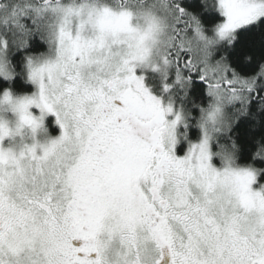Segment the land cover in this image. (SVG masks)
Segmentation results:
<instances>
[{
    "label": "snow or ice",
    "instance_id": "1",
    "mask_svg": "<svg viewBox=\"0 0 264 264\" xmlns=\"http://www.w3.org/2000/svg\"><path fill=\"white\" fill-rule=\"evenodd\" d=\"M217 5L226 17L221 38L264 16V0ZM125 7L163 15L160 54L175 70L174 83L186 88L198 73L209 97L222 89L231 105L240 103L237 112L247 111L250 95L264 85V64L245 77L223 57L212 61L197 44L200 22L173 0ZM117 15L131 11L72 0H0V77L16 74L9 54L27 48L33 34L48 45L25 57L38 91L13 110L33 132L46 114L61 129L41 145L0 146V264H165V256L166 264H264V186L251 189L255 170L213 167L206 137L178 158L176 141L165 147L159 138L171 105L162 108L150 94L123 42L106 39L103 29L86 32L75 20ZM258 98L264 107V92ZM7 101L4 92L0 103ZM178 122L177 114L173 126Z\"/></svg>",
    "mask_w": 264,
    "mask_h": 264
},
{
    "label": "trees",
    "instance_id": "2",
    "mask_svg": "<svg viewBox=\"0 0 264 264\" xmlns=\"http://www.w3.org/2000/svg\"><path fill=\"white\" fill-rule=\"evenodd\" d=\"M179 6L196 17L204 34H209L214 26L223 22L213 0H183ZM216 49L214 61L223 57L228 67L241 76L252 75L261 64H264V18L235 30L230 39L220 43ZM47 50L48 45L45 40L41 39L39 34H33L28 41L27 48L11 51L8 58L16 74L10 80L0 77V92L11 89L14 94L30 95L33 87L29 84L24 70L25 57L35 56ZM195 77L198 78V73ZM147 78L149 83L155 84V89H160L162 84L163 86L169 85L168 88H171V91L166 99L179 105L183 113L190 114L186 115L187 126L178 132L183 139L177 148V153L183 155L185 147L196 143L199 139V128L196 126V121L200 114V107L208 103L206 84L188 83L186 88H181L174 83L175 70L172 68L168 69L167 78L164 80L159 74H149ZM260 92H264V85L258 88L257 93L250 95L247 111L244 114L236 111L240 108L239 102L227 106L226 111L235 116V122L227 135L219 133L216 140L210 142V151L213 153L218 150L219 144L234 142L238 146L235 166L255 170L258 174V184L264 183V159L253 157L258 146L264 145V107L260 106L261 101L258 98ZM253 96L256 98H252ZM49 122L51 119L47 121ZM54 135L56 134L49 133V136ZM212 164L219 167L221 160L212 156Z\"/></svg>",
    "mask_w": 264,
    "mask_h": 264
},
{
    "label": "clouds",
    "instance_id": "3",
    "mask_svg": "<svg viewBox=\"0 0 264 264\" xmlns=\"http://www.w3.org/2000/svg\"><path fill=\"white\" fill-rule=\"evenodd\" d=\"M72 2L90 3L93 6L99 4L100 7H109L113 12L117 13L120 11H131V15L123 19L117 15L102 18L95 16L88 18L85 16L83 20L80 17H75V20L78 26L81 24L85 25L84 30L86 32H100L103 29V35L106 39L117 38L123 42L125 44L124 51L126 58L132 63L135 69H149L158 72L162 80L167 78L168 66L163 62L160 54L162 37L166 28L162 14L157 15L156 12H150L148 9L137 8L136 10H131L125 7L128 4L137 3V0H110V3L106 2V0L104 2L102 0H72ZM154 2H159V0H154ZM166 2L171 4L172 0H166ZM138 3L143 4L144 0H138ZM219 25L213 27V36H207L203 32V38H197V44L201 49H210L219 41L231 36L232 33H229L221 38L218 35ZM197 44H194L193 48ZM4 92L9 93L10 101L0 103V134L4 135V139H9V147L14 151L19 150L26 140H30L37 145L45 143L48 139L43 141L37 139L38 133L46 132L43 126L37 127L35 132H33L27 123L21 125V114L13 110L17 102L22 101L26 96L30 97L32 95L14 94L11 89H5L3 92H0V101L3 100ZM210 97L211 99L207 105L200 107V114L196 121V126L202 133L201 140L205 137L207 138L209 157L216 156L221 160L222 168L220 170H250L249 167L235 166L238 146L234 142L219 144L216 152L213 153L210 151V142H214L219 133L227 135L232 124L235 122V116L226 111V107L231 104L228 102V96L224 91L222 89L219 91L213 90ZM168 106H162L161 103V107L164 109H167ZM31 107L28 108V112L32 116L39 117L40 115L36 116L30 111ZM177 114L180 116V123L184 122L186 115H190L177 111L173 119L168 120L166 117L173 115V113L165 111L163 116L164 122L159 128V138L165 147L170 146L173 139L177 142L175 132L177 124L173 126L172 123ZM17 138H19L18 142ZM253 157L264 159V145L258 146L257 151L253 153ZM97 239H102V233L98 235ZM101 258L104 260L109 259L110 253L106 249L102 250Z\"/></svg>",
    "mask_w": 264,
    "mask_h": 264
},
{
    "label": "rangeland",
    "instance_id": "4",
    "mask_svg": "<svg viewBox=\"0 0 264 264\" xmlns=\"http://www.w3.org/2000/svg\"><path fill=\"white\" fill-rule=\"evenodd\" d=\"M173 1L178 3V2H181V1H183V0H173ZM213 1L215 2L216 10L218 11L219 15H220V16L222 17V19H223V22L221 23V24H223V23L226 21V17L222 14V10L219 9V7H218V5H217V0H213ZM261 18H264V16H261V17L257 18V20H259V19H261ZM257 20H255V21H253V22H251V23H249V24H247V25H243V26H241V27H239V28H237V29H240V28L246 27V26H248V25H250V24L256 22ZM237 29H235V30H237ZM235 30H234V31H235ZM234 31H233V32H234ZM233 32H232V33H233ZM205 35L211 37V36L214 35V33H213V31L211 30V31L209 32V34H205ZM229 39H230V36L227 37V38H225V39H223V40H221V41H219L217 44L213 45V46L209 49V51L211 52V57H210V59H211L212 61H214L213 58H214L215 53L217 52L216 47L219 46L220 43H223V42H225V41H227V40H229ZM134 71H135V74H136L137 76H142L143 78L147 77V75H149V74H159L158 72H154V71H151V70H149V69H142V68H136V69H134ZM152 76H155V75H152ZM159 76H160V74H159ZM26 77H27V75H26ZM27 80H28V78H27ZM28 82H29V84L33 87V92L30 94V95H32L33 93L37 92L38 89H37L36 85H34L32 82H30L29 80H28ZM210 99H211V97L208 96V101H209ZM164 103H169V104H170V103H172V102H170L168 99H166V100H164ZM162 106H163V105H162ZM171 106H172V104H171ZM172 109H175V108L172 107ZM30 111H31L34 115H36V116H39V115H40L39 110H38L35 106H32V107L30 108ZM172 113H173V112H172ZM174 115H175V114H174ZM169 116H171V115H169ZM49 118H51L52 121L49 122V123H47V119H49ZM43 128L46 130V132H44V133H38V134H37V139H38V140H41V141L46 140V139H52V138H55V137L59 136V135H60V132H61V129H60L59 125L56 123V117H55L54 115H52V114H46V115L44 116V118H43ZM54 132H56V133H55V134H56L55 136H53V137L49 136V133H54ZM175 132H176V130H175ZM201 136H202V133H201V130L199 129V139H198V141H197L196 143H193V144H197V143H199L200 140H201ZM18 140H19V138H17V142H18ZM27 142L30 143L31 141H30V140H27ZM191 144H192V143H191ZM191 144H190V145H191ZM190 145H188V146L185 147V148H186V150H185L186 153H187V151H188ZM0 146H3V147H9V146H10V141H9V139H4L2 142H0ZM186 153H185V154H186ZM174 154H175V149H174ZM175 155H176V154H175ZM209 162H210V164H211L213 167L217 168L218 170L222 168V163H221V165H220L219 167H216V166H214V165L212 164V157L210 158V161H209ZM257 179H258V174L255 172V182L252 183L251 186H250L251 189H252L253 191H260V190H261V185H264V183H262V184H258L259 182L257 181Z\"/></svg>",
    "mask_w": 264,
    "mask_h": 264
},
{
    "label": "flooded vegetation",
    "instance_id": "5",
    "mask_svg": "<svg viewBox=\"0 0 264 264\" xmlns=\"http://www.w3.org/2000/svg\"><path fill=\"white\" fill-rule=\"evenodd\" d=\"M174 2V1H173ZM174 3H176V4H178L179 5V3L180 2H174ZM201 80H199L197 77H195V74H191V79H190V82L189 83H199V84H204V82L202 81V82H200ZM143 83H144V86L149 90V92H150V94H152L153 96H155L156 98H158V99H160L161 100V103H162V105H171L172 104V106L171 107H173V108H175V109H172V112H173V115H171V116H167L166 117V119H168V120H171V119H173V116H174V114L177 112V111H180V112H183L182 110H181V108H180V106L179 105H175L174 104V102H172V101H170V102H172V103H164V100H166V96H169V93H170V91H171V88H167V90L165 89V86H163V84L161 85V88L160 89H155V84L154 83H149L148 82V78L147 77H145V78H143ZM49 119H51V118H49ZM49 119H47V121L49 120ZM51 121H52V119H51ZM187 117H185V120H184V122L183 123H180V122H178L177 123V126H176V138H177V142L175 143V145H174V149H175V154H176V156L178 157V158H180V157H183L184 155H185V153H186V151L184 152V154L183 155H178V153H177V148L179 147V145H180V143H181V140L183 139V137H181L180 135H179V130L181 129V128H185L186 126H187ZM56 132H54V134H55ZM55 136V135H54ZM51 137H53V136H51ZM73 243V245L74 246H80L83 242L82 241H73L72 242ZM169 258L167 257V256H165V264H166V262H167V260H168Z\"/></svg>",
    "mask_w": 264,
    "mask_h": 264
},
{
    "label": "water",
    "instance_id": "6",
    "mask_svg": "<svg viewBox=\"0 0 264 264\" xmlns=\"http://www.w3.org/2000/svg\"><path fill=\"white\" fill-rule=\"evenodd\" d=\"M200 82H202V81H200Z\"/></svg>",
    "mask_w": 264,
    "mask_h": 264
}]
</instances>
